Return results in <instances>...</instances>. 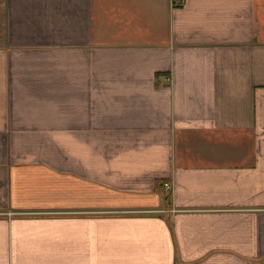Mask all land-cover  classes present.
Here are the masks:
<instances>
[{
	"label": "crops",
	"instance_id": "0c3cea01",
	"mask_svg": "<svg viewBox=\"0 0 264 264\" xmlns=\"http://www.w3.org/2000/svg\"><path fill=\"white\" fill-rule=\"evenodd\" d=\"M0 264H264V0H0Z\"/></svg>",
	"mask_w": 264,
	"mask_h": 264
},
{
	"label": "built area",
	"instance_id": "2783aa9c",
	"mask_svg": "<svg viewBox=\"0 0 264 264\" xmlns=\"http://www.w3.org/2000/svg\"><path fill=\"white\" fill-rule=\"evenodd\" d=\"M178 2H181V0H177ZM164 187L167 189V190H170L171 189V187H172V185L169 183V182H166L165 184H164Z\"/></svg>",
	"mask_w": 264,
	"mask_h": 264
}]
</instances>
